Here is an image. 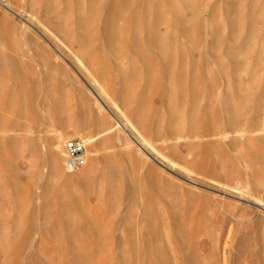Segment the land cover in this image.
I'll use <instances>...</instances> for the list:
<instances>
[{
    "label": "rangeland",
    "instance_id": "rangeland-1",
    "mask_svg": "<svg viewBox=\"0 0 264 264\" xmlns=\"http://www.w3.org/2000/svg\"><path fill=\"white\" fill-rule=\"evenodd\" d=\"M7 1L0 264H264V0Z\"/></svg>",
    "mask_w": 264,
    "mask_h": 264
},
{
    "label": "bare ground",
    "instance_id": "bare-ground-1",
    "mask_svg": "<svg viewBox=\"0 0 264 264\" xmlns=\"http://www.w3.org/2000/svg\"><path fill=\"white\" fill-rule=\"evenodd\" d=\"M0 3L2 5H4V7L9 11H12V12L17 11L13 7V5H11L7 0H0ZM90 84H92V86H96L93 84V81H90ZM95 96L97 97V99H99V102H102L104 104V106H106V108L111 109V106L109 105V103H107L108 100L104 97L103 92L99 88H96ZM99 108L101 110L102 105H99ZM122 122H123L124 128L131 129V126L129 125V123H127L125 121H122ZM110 129H111V127H108V128H105V129H103L99 132L93 133V134L92 133H85V132H87L88 129L84 130V126H77L75 128V133H73V134H69V133L65 134V133H63V131H61L62 129L55 130V132L53 134L55 140H54L53 147L51 150V154L54 156L53 159H54L55 170L60 171L61 162H63L62 161L64 159L63 156L65 155V150L63 149V145H64L63 144V137L68 136V138H70V137L75 136V135L81 136V139L87 145V150L85 152V161H86L88 156H92L94 154V152L96 151L97 140L100 137H102L105 133H107ZM134 136H135V138H136V140H137V142L141 148H143V149L149 148V141L146 138H143L139 134H136V133L134 134ZM68 138H66V140ZM65 141H64V143H65ZM82 166H84V164ZM81 167L77 168L76 170L80 169ZM75 173H78V172H75ZM186 177L189 179H193L191 176H186ZM193 180H195V179H193ZM258 205H261V207L264 208V205L262 203H258Z\"/></svg>",
    "mask_w": 264,
    "mask_h": 264
},
{
    "label": "built area",
    "instance_id": "built-area-1",
    "mask_svg": "<svg viewBox=\"0 0 264 264\" xmlns=\"http://www.w3.org/2000/svg\"><path fill=\"white\" fill-rule=\"evenodd\" d=\"M64 150V165L68 171H74L85 164L86 144L80 137L68 138Z\"/></svg>",
    "mask_w": 264,
    "mask_h": 264
},
{
    "label": "crops",
    "instance_id": "crops-1",
    "mask_svg": "<svg viewBox=\"0 0 264 264\" xmlns=\"http://www.w3.org/2000/svg\"><path fill=\"white\" fill-rule=\"evenodd\" d=\"M82 123H77L76 125L70 124V125L64 126V127H62L61 131H63V133H65V134L66 133L73 134V133H75V128L77 126H84ZM85 129H88L87 132H85V133H92L91 130L89 128H87L86 126H84V130ZM86 150H87V145H86Z\"/></svg>",
    "mask_w": 264,
    "mask_h": 264
}]
</instances>
